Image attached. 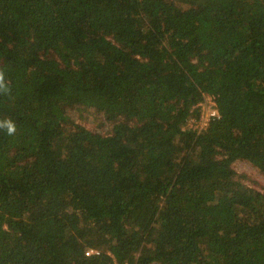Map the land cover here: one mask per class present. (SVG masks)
Listing matches in <instances>:
<instances>
[{"label": "trees", "instance_id": "16d2710c", "mask_svg": "<svg viewBox=\"0 0 264 264\" xmlns=\"http://www.w3.org/2000/svg\"><path fill=\"white\" fill-rule=\"evenodd\" d=\"M0 69V264H264V0H0Z\"/></svg>", "mask_w": 264, "mask_h": 264}, {"label": "rangeland", "instance_id": "374dc122", "mask_svg": "<svg viewBox=\"0 0 264 264\" xmlns=\"http://www.w3.org/2000/svg\"><path fill=\"white\" fill-rule=\"evenodd\" d=\"M187 125L196 126V123L192 122V120H189V123ZM234 166L239 172H246L250 174L254 179H256V181H254V184L258 188H262L264 186V174L249 161L238 159L235 161Z\"/></svg>", "mask_w": 264, "mask_h": 264}, {"label": "built area", "instance_id": "2783aa9c", "mask_svg": "<svg viewBox=\"0 0 264 264\" xmlns=\"http://www.w3.org/2000/svg\"><path fill=\"white\" fill-rule=\"evenodd\" d=\"M202 104V113H201V119L199 120L200 122V128H204L210 119L211 116H215L217 114V109H216V100L213 95H207L206 100L201 102ZM192 122H195L196 119L195 117L191 118Z\"/></svg>", "mask_w": 264, "mask_h": 264}, {"label": "clouds", "instance_id": "9594fccd", "mask_svg": "<svg viewBox=\"0 0 264 264\" xmlns=\"http://www.w3.org/2000/svg\"><path fill=\"white\" fill-rule=\"evenodd\" d=\"M9 91V85L5 78L4 70L0 69V93L7 94ZM0 129L6 130L8 135H13L17 131L16 123L9 119H0Z\"/></svg>", "mask_w": 264, "mask_h": 264}]
</instances>
